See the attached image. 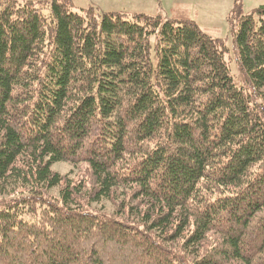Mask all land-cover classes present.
<instances>
[{"label":"trees","instance_id":"trees-1","mask_svg":"<svg viewBox=\"0 0 264 264\" xmlns=\"http://www.w3.org/2000/svg\"><path fill=\"white\" fill-rule=\"evenodd\" d=\"M231 19L240 86L195 21L0 0V264H264V5Z\"/></svg>","mask_w":264,"mask_h":264},{"label":"rangeland","instance_id":"rangeland-1","mask_svg":"<svg viewBox=\"0 0 264 264\" xmlns=\"http://www.w3.org/2000/svg\"><path fill=\"white\" fill-rule=\"evenodd\" d=\"M46 1L51 0H29ZM75 10L94 7L98 13L105 12H126V13H145L150 15H160L162 20L173 19L175 21L192 20L208 35L222 39L228 48L226 59L229 63L231 74L235 83L240 86L243 80V73L239 68L236 59L232 34V17L234 9L238 7L242 13L246 14L253 9L264 5V0H72ZM50 13L49 10L46 11ZM156 40L157 36L152 35L151 41V60L156 67ZM82 167V166H81ZM54 171L60 172L64 177L74 181L82 178L83 173L76 165L64 161L53 164ZM58 190H53L52 195L58 196ZM103 204V203H102ZM109 205L104 202L103 208ZM98 208H102L100 205ZM107 207V208H108Z\"/></svg>","mask_w":264,"mask_h":264}]
</instances>
